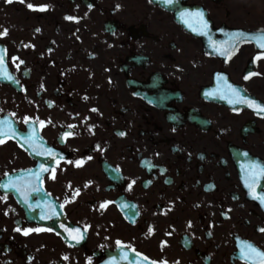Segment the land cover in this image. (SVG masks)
<instances>
[{"label": "flooded vegetation", "instance_id": "1", "mask_svg": "<svg viewBox=\"0 0 264 264\" xmlns=\"http://www.w3.org/2000/svg\"><path fill=\"white\" fill-rule=\"evenodd\" d=\"M4 29L0 264H264V112L228 87L264 105V0H0Z\"/></svg>", "mask_w": 264, "mask_h": 264}, {"label": "snow or ice", "instance_id": "2", "mask_svg": "<svg viewBox=\"0 0 264 264\" xmlns=\"http://www.w3.org/2000/svg\"><path fill=\"white\" fill-rule=\"evenodd\" d=\"M7 2H11V0H7ZM23 2V0H22ZM167 3H171L172 0H166ZM28 7L29 8H33L34 6L32 4H28ZM41 9L43 8H47L48 6L47 5H43V6H40ZM188 15H192L191 13H188ZM196 15L200 16L201 18L203 17V13H196ZM66 19H77L75 17H66ZM204 25L207 26V21H203ZM37 31H39V29H37ZM261 33H264V29L260 30ZM7 33V29H4L3 32H0V35H5ZM246 38V34L245 33H242V32H237L234 34V39L235 40H241V39H245ZM255 42L257 43V46L259 48H264V35H260L258 37H255ZM5 51L6 50H3V49H0V76H7V72H6V65L4 63V60H5ZM227 53L226 52H221V55H226ZM16 57H13V60H15ZM21 63H23V61H21ZM7 78H11L10 76H7ZM248 77L246 76L245 79H247ZM230 89H231V94L234 96V100H230L229 102L232 103V102H237V103H246L248 104L250 107H252L253 105H255V107L257 109H259L260 111L264 112V105H260V104H257L255 101H250L248 100L246 97L244 96H241L239 94V92L232 88L231 85L228 86ZM7 124V121L6 120H0V137H2L4 135V126ZM121 135H123V133H120ZM0 143H3V140L0 139ZM79 163V162H77ZM260 174L261 175H264V168H261L260 170ZM255 180V176H253V181ZM246 183V186L251 188V184L248 183V181L246 180L245 181ZM0 187H15V184L9 182V184L7 185H0ZM79 190H77L78 192ZM257 199H259L261 201L262 204H264V194H260L256 197ZM18 231L20 229H17ZM41 229H25L24 230V234L27 235L29 232L31 231H40ZM51 230V229H49ZM264 230V229H262ZM243 245L251 250L252 252H258L257 249H255V247L253 245H251L249 242H243ZM260 256L264 257V253H259ZM65 259H67V257H65ZM154 264V262H153Z\"/></svg>", "mask_w": 264, "mask_h": 264}, {"label": "water", "instance_id": "3", "mask_svg": "<svg viewBox=\"0 0 264 264\" xmlns=\"http://www.w3.org/2000/svg\"><path fill=\"white\" fill-rule=\"evenodd\" d=\"M122 257L124 258V263L128 264H151L152 262L144 258L141 255L133 253L129 250L121 252Z\"/></svg>", "mask_w": 264, "mask_h": 264}]
</instances>
